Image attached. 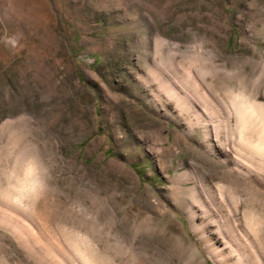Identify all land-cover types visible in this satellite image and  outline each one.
I'll return each instance as SVG.
<instances>
[{"label":"rangeland","instance_id":"obj_1","mask_svg":"<svg viewBox=\"0 0 264 264\" xmlns=\"http://www.w3.org/2000/svg\"><path fill=\"white\" fill-rule=\"evenodd\" d=\"M241 91L264 104V0H0V264H214L244 210L190 170L233 156Z\"/></svg>","mask_w":264,"mask_h":264},{"label":"bare ground","instance_id":"obj_2","mask_svg":"<svg viewBox=\"0 0 264 264\" xmlns=\"http://www.w3.org/2000/svg\"><path fill=\"white\" fill-rule=\"evenodd\" d=\"M217 62H213L210 66H208L207 69L191 66L189 71V75L191 77L192 75H195L193 74L194 71L197 72V77L201 80L200 83L203 84L202 87H204L205 90L210 95L209 96L205 92L204 93L201 92L202 90L200 89L198 83L192 85L193 86L192 89L194 88L195 92H197L194 94H197L199 96L197 101H199V103L202 104V106L204 107L203 110H205V113L209 118L208 120L214 122V124L220 117L218 116L219 114L218 107H221L219 101H217L214 96L217 95L218 89H220L219 86L222 84L223 81L222 80L223 76L220 73V67L217 64ZM167 84H168L167 86H172L169 85V82ZM172 88L173 87H171V89ZM176 88L177 87L175 86V88L171 90V95L173 97L177 98L178 100H181L183 98L184 100H186L188 97H191L190 95L191 93L189 92L180 93ZM231 95H232L230 99L231 110L229 112L230 115H228V117L232 115L236 119V123L234 127L235 132L232 136V139L236 138L237 140L236 144H238V147H236L233 156L231 155L232 157L229 158V155L226 154L225 158L220 159L219 161H215V160H212V162L210 161L209 164H207L209 169L207 178H205V176L202 175L203 174L202 169L205 166V164L202 163V161L201 162L195 161V164L193 163L194 167H192L190 171L194 175L193 180L196 182V187L199 188L201 191L208 192L209 189L217 188V187L219 188L220 191L225 190L226 192L225 194L224 193L222 194V199L227 204L228 197L231 198V200L233 198L232 202L234 201L236 202L235 204L233 203L234 204L233 210L235 215L240 214L241 207L244 210L242 212V215L246 219V224H245L246 226L244 230L241 231V233L236 232V228H235L236 223H233L231 227L227 226L229 228L228 229L229 237H225V240L221 238V236L219 237L221 242L219 240L214 241L213 238L211 237L207 238L206 249H208V255L210 259L213 261V263L214 264H264V219L262 217L260 218V216L255 217V215L249 210V206L252 205L254 198L255 197L260 198L262 196V192L255 186L261 185V183L264 180V177L263 178L261 177L262 179L259 178L260 179L259 181V179L256 178L254 179L252 177V174L256 172L257 174H259L261 172L260 175L264 176V104L262 103L260 104L254 100H249L245 96V94H243L242 91L237 94L234 93ZM187 100L190 103L192 102L194 103L195 101V100L193 101V99L190 98H188ZM212 122L210 123L212 124ZM205 123L203 122V127L204 126L208 127L207 123L209 122L207 121ZM218 128L219 127L214 126L216 133H218ZM218 144L221 148L222 142L219 141ZM212 152L213 151H211V153ZM210 198H208L210 201L209 202L210 207H208V209L213 210L211 206H214L215 203L212 204L213 196H211ZM261 198H263V196ZM252 207L254 208L255 206ZM220 208L221 207H218L217 209L218 211L216 212L220 213L219 211ZM263 211L264 209H262V212ZM204 263L205 264L207 263L206 259H204Z\"/></svg>","mask_w":264,"mask_h":264}]
</instances>
